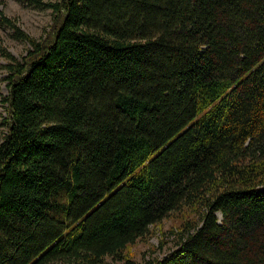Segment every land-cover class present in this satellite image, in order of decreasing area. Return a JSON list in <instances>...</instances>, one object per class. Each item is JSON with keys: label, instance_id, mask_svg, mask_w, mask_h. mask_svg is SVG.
I'll list each match as a JSON object with an SVG mask.
<instances>
[{"label": "trees", "instance_id": "16d2710c", "mask_svg": "<svg viewBox=\"0 0 264 264\" xmlns=\"http://www.w3.org/2000/svg\"><path fill=\"white\" fill-rule=\"evenodd\" d=\"M27 1L55 25L0 10L30 45L0 46V264H138L172 215L139 264H264V0Z\"/></svg>", "mask_w": 264, "mask_h": 264}, {"label": "rangeland", "instance_id": "374dc122", "mask_svg": "<svg viewBox=\"0 0 264 264\" xmlns=\"http://www.w3.org/2000/svg\"><path fill=\"white\" fill-rule=\"evenodd\" d=\"M42 1L54 2L56 0ZM0 10L6 17L13 20L16 26L24 33L38 40H42L51 34V29L55 25V14L52 13L50 8H36L30 5L27 0H0ZM0 46L6 49L8 53L12 54L19 61H22L23 56L26 55L30 47L27 41H22L13 37L12 30L1 21ZM6 62V59L0 54V143L7 131V125L4 120L6 117V102L4 98L8 92V80L6 79L8 72L3 66ZM179 223L178 217L172 215L166 218L160 227L151 226L153 232L146 240H138L130 246V251L132 253L131 259L138 264L141 263L143 261L144 252L145 258L151 255L161 257L173 245L172 236L169 237V234L164 236L162 232L167 233L172 227H178ZM161 239L166 242L162 245V248H159ZM101 264H124V262L113 261L110 257H107Z\"/></svg>", "mask_w": 264, "mask_h": 264}]
</instances>
